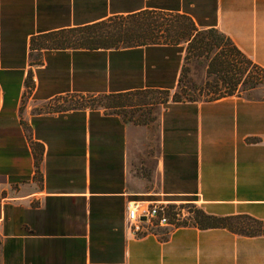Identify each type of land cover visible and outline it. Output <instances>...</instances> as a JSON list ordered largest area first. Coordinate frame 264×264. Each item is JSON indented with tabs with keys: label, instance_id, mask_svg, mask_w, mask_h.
<instances>
[{
	"label": "crops",
	"instance_id": "1",
	"mask_svg": "<svg viewBox=\"0 0 264 264\" xmlns=\"http://www.w3.org/2000/svg\"><path fill=\"white\" fill-rule=\"evenodd\" d=\"M144 9L215 26L264 67V0H0V264H264V234L192 222L136 234L127 221L130 200L264 219V90L162 103L155 126L56 105L176 89L183 42L45 47L52 32Z\"/></svg>",
	"mask_w": 264,
	"mask_h": 264
},
{
	"label": "trees",
	"instance_id": "2",
	"mask_svg": "<svg viewBox=\"0 0 264 264\" xmlns=\"http://www.w3.org/2000/svg\"><path fill=\"white\" fill-rule=\"evenodd\" d=\"M46 36V35H45ZM49 41L45 47L48 48H124L142 44H180L188 42V49L198 44L199 47L212 50L216 45H220L221 40L229 41L230 53L237 55L242 62L243 68L239 69L238 76L234 72L233 59L229 54L221 56L220 53H215L210 60V72H215L218 78L228 82L232 87L228 91L219 93L218 96L209 98L214 99L228 94L239 93L235 90L236 83L240 80L243 72L247 73L246 81L250 86L257 84H264V67L248 57L232 39L219 30L215 26L208 28H199L192 18L186 12L170 11L163 9H144L130 14H118L108 18L88 23L81 26L61 29L56 32L48 34ZM35 42L32 41V45ZM49 44V45H48ZM189 51V50H188ZM188 54H185V58ZM254 69H249V65ZM182 72L179 77L178 85L182 81ZM176 87L172 93V101L175 100H196L195 98H185L179 87ZM168 93L167 97L162 103L169 101L171 90L159 88L137 89L120 93H100V94H84V96H97L107 94L108 98L113 97L110 101L105 103V107H111L113 110H120L126 108L127 105H136V102L125 103L121 101V96L140 93L143 91H162ZM83 95V94H81ZM106 96V97H107ZM115 96L117 98H115ZM127 100V99H126ZM98 103V102H96ZM138 103V102H137ZM143 103H138L141 105ZM152 104V103H148ZM75 107H97L88 103H74L66 108ZM192 223L198 224L200 227H216L226 226L236 232L246 235L264 234V219L257 218L247 213L233 214V215H217L206 212L203 208L197 207L192 216Z\"/></svg>",
	"mask_w": 264,
	"mask_h": 264
},
{
	"label": "rangeland",
	"instance_id": "3",
	"mask_svg": "<svg viewBox=\"0 0 264 264\" xmlns=\"http://www.w3.org/2000/svg\"><path fill=\"white\" fill-rule=\"evenodd\" d=\"M229 41L226 39L221 40L220 45H216L212 50L209 49H202L195 44L193 48L188 49V42H184L185 47V54H188L185 58L184 65H183V74H182V81L178 85L179 90L182 92L183 97L185 98H195V99H209L218 96L219 93H223L224 91H228L232 85L223 79L218 78V75L215 72H210V60L214 54L220 53L221 56H225L229 54V57L234 58V72H237L235 75L238 76L239 69L243 68V65H246L245 62H242L237 55L230 53L229 50L230 44ZM189 50V51H188ZM249 69H254L250 64ZM246 73L243 72L241 75L240 80L236 83L235 90L238 91L240 94L246 95L248 97H255L259 96L263 93L264 84H257L255 86H250V84L246 81L247 77ZM175 91L171 90V95L169 101H172V93ZM168 93L164 90L162 91H143L138 92L131 95L121 96V101L125 103H132V101L136 102V105L128 106L123 108V113L127 117L133 118L135 121H149L152 125H156L158 121V112L160 111V107L162 105V101L167 97ZM107 94H101L100 96H84L80 93H70L64 95L63 99L57 101V107H68L74 103H88L96 105L97 107H102L107 110H113L111 107H105V103L113 99L112 96L108 98ZM115 98H117L115 96ZM127 99V100H126ZM132 99V101H130ZM98 102V103H96ZM143 103L141 105H137L138 103ZM152 103V104H148ZM166 104V103H164ZM177 204H173L171 206L175 207ZM178 206L185 207L186 211H189V215L195 213V209L200 207L195 202H184L179 203ZM174 217V210L171 209L170 218L173 220Z\"/></svg>",
	"mask_w": 264,
	"mask_h": 264
},
{
	"label": "built area",
	"instance_id": "4",
	"mask_svg": "<svg viewBox=\"0 0 264 264\" xmlns=\"http://www.w3.org/2000/svg\"><path fill=\"white\" fill-rule=\"evenodd\" d=\"M174 210L173 220L170 218L171 206L166 202L143 204L140 200H130L127 207V221L131 230L136 234L149 231L150 224L162 226H178L192 222V217L185 207L178 206ZM173 205V204H171ZM193 216V215H192Z\"/></svg>",
	"mask_w": 264,
	"mask_h": 264
}]
</instances>
